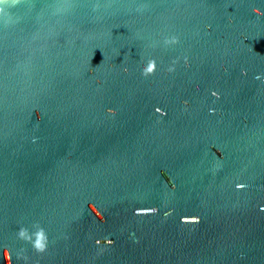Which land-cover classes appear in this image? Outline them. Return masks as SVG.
Returning <instances> with one entry per match:
<instances>
[{
	"label": "water",
	"instance_id": "water-1",
	"mask_svg": "<svg viewBox=\"0 0 264 264\" xmlns=\"http://www.w3.org/2000/svg\"><path fill=\"white\" fill-rule=\"evenodd\" d=\"M0 264H264V0L0 3Z\"/></svg>",
	"mask_w": 264,
	"mask_h": 264
},
{
	"label": "clouds",
	"instance_id": "clouds-1",
	"mask_svg": "<svg viewBox=\"0 0 264 264\" xmlns=\"http://www.w3.org/2000/svg\"><path fill=\"white\" fill-rule=\"evenodd\" d=\"M3 2H4V0H3ZM6 15H7V13H6ZM9 18H10V17H9ZM176 42H177V38H175V37H173V38H171V39H166V40H165V44H175ZM173 63H175V61H174ZM185 66H187V58H186V57H185ZM155 69H156V62H155V60H153V59H149V60L147 61L146 66H144V67L142 68V75H144V76L151 75V74L154 73ZM173 70H174V69H173L172 67H170V68L167 69L168 72H172ZM125 71H126V69H125ZM211 95H212L213 97L218 98V93L215 92V91H212V92H211ZM183 103L185 104V106L187 105V102H186V101L183 102ZM210 111H211V110H210ZM155 112L158 113V114H160L161 116H163V115L165 114L164 112L161 111L160 108H156V109H155ZM108 113H109L110 115H114V112H113V110H111V109H108ZM236 187H237V189H240V188H243L244 185H242V184H237ZM88 208L91 209V208H92V205L89 204V205H88ZM96 218H97V217H96ZM97 219L100 220L101 222H103V219H104V218H97ZM195 222L198 223V222H199V218L196 219ZM34 234H35V233H34ZM18 235H19V237H20L21 239H24V240H26V241H31V237L28 235L27 230L24 229V228H21V229L19 230ZM39 236H40V239L43 238L42 231H41V233L39 234ZM40 239H37V240L35 241V243H34V247H36L39 251L43 252L45 249H44L43 244L40 243ZM103 241H105V243H104V244H101V240H99V239H98V240H95V244H96L97 246H101V245H103V246H110V245L112 244V241H111V240H103ZM101 250H102V249H101Z\"/></svg>",
	"mask_w": 264,
	"mask_h": 264
},
{
	"label": "snow or ice",
	"instance_id": "snow-or-ice-1",
	"mask_svg": "<svg viewBox=\"0 0 264 264\" xmlns=\"http://www.w3.org/2000/svg\"><path fill=\"white\" fill-rule=\"evenodd\" d=\"M0 3H3V0H0Z\"/></svg>",
	"mask_w": 264,
	"mask_h": 264
}]
</instances>
